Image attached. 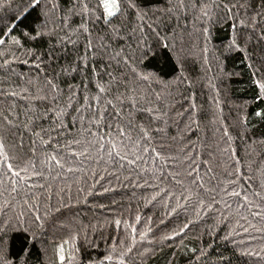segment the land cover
<instances>
[{
	"label": "trees",
	"instance_id": "trees-1",
	"mask_svg": "<svg viewBox=\"0 0 264 264\" xmlns=\"http://www.w3.org/2000/svg\"><path fill=\"white\" fill-rule=\"evenodd\" d=\"M109 7L0 0V264H264V0Z\"/></svg>",
	"mask_w": 264,
	"mask_h": 264
},
{
	"label": "snow or ice",
	"instance_id": "snow-or-ice-1",
	"mask_svg": "<svg viewBox=\"0 0 264 264\" xmlns=\"http://www.w3.org/2000/svg\"><path fill=\"white\" fill-rule=\"evenodd\" d=\"M111 3H112V7H116V0H111ZM107 6V4H106ZM112 7H109L107 10H108V14L111 16L114 14V12L112 11Z\"/></svg>",
	"mask_w": 264,
	"mask_h": 264
},
{
	"label": "rangeland",
	"instance_id": "rangeland-1",
	"mask_svg": "<svg viewBox=\"0 0 264 264\" xmlns=\"http://www.w3.org/2000/svg\"><path fill=\"white\" fill-rule=\"evenodd\" d=\"M60 257H62L61 255H59Z\"/></svg>",
	"mask_w": 264,
	"mask_h": 264
}]
</instances>
